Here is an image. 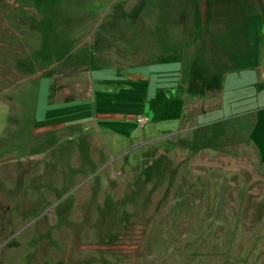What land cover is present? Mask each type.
Here are the masks:
<instances>
[{
    "label": "rangeland",
    "instance_id": "obj_1",
    "mask_svg": "<svg viewBox=\"0 0 264 264\" xmlns=\"http://www.w3.org/2000/svg\"><path fill=\"white\" fill-rule=\"evenodd\" d=\"M175 3L0 0V264H264V71L184 86Z\"/></svg>",
    "mask_w": 264,
    "mask_h": 264
},
{
    "label": "crops",
    "instance_id": "obj_2",
    "mask_svg": "<svg viewBox=\"0 0 264 264\" xmlns=\"http://www.w3.org/2000/svg\"><path fill=\"white\" fill-rule=\"evenodd\" d=\"M175 5L177 13L163 20L173 16L176 24L170 22L171 36L177 37L172 62L180 59V82H188L199 64L208 74L221 71L217 79L224 88H247L263 74L264 0H176ZM242 94L247 95L233 101L257 97Z\"/></svg>",
    "mask_w": 264,
    "mask_h": 264
},
{
    "label": "built area",
    "instance_id": "obj_3",
    "mask_svg": "<svg viewBox=\"0 0 264 264\" xmlns=\"http://www.w3.org/2000/svg\"><path fill=\"white\" fill-rule=\"evenodd\" d=\"M138 120L143 124L147 120V117L145 115H139Z\"/></svg>",
    "mask_w": 264,
    "mask_h": 264
}]
</instances>
